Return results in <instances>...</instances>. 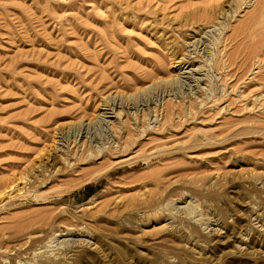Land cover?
Segmentation results:
<instances>
[{
  "label": "rangeland",
  "instance_id": "rangeland-1",
  "mask_svg": "<svg viewBox=\"0 0 264 264\" xmlns=\"http://www.w3.org/2000/svg\"><path fill=\"white\" fill-rule=\"evenodd\" d=\"M0 264H264V0H0Z\"/></svg>",
  "mask_w": 264,
  "mask_h": 264
}]
</instances>
